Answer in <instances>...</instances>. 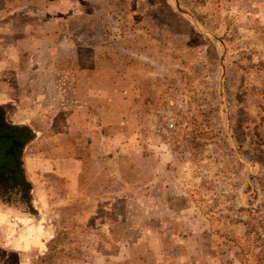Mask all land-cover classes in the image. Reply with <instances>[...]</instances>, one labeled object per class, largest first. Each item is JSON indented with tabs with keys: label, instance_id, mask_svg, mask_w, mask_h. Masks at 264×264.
Wrapping results in <instances>:
<instances>
[{
	"label": "rangeland",
	"instance_id": "obj_1",
	"mask_svg": "<svg viewBox=\"0 0 264 264\" xmlns=\"http://www.w3.org/2000/svg\"><path fill=\"white\" fill-rule=\"evenodd\" d=\"M35 60L77 110L34 117L0 264H264V0H0V78Z\"/></svg>",
	"mask_w": 264,
	"mask_h": 264
},
{
	"label": "crops",
	"instance_id": "obj_2",
	"mask_svg": "<svg viewBox=\"0 0 264 264\" xmlns=\"http://www.w3.org/2000/svg\"><path fill=\"white\" fill-rule=\"evenodd\" d=\"M41 27L38 28L37 33H39ZM45 28V27H44ZM43 29V28H42ZM33 29L30 27L26 28L24 30L25 34L32 33ZM59 31V32H57ZM59 34L61 33V30H57L55 28V31L53 34ZM56 36V35H54ZM31 37L29 38H21V43L23 45V50L24 51H29L28 50V45L30 44ZM40 39V38H38ZM26 40V41H25ZM37 41V39H36ZM61 40L59 41L58 47H62V44L60 43ZM34 49V52H39V50L36 48V45L32 46ZM56 47L55 43L54 46ZM31 49V48H30ZM32 49V50H33ZM10 55V54H9ZM37 53L35 54V56ZM28 56V55H27ZM53 56V54L51 55ZM14 57V55H13ZM54 57V56H53ZM26 59H29V56L26 57ZM13 62H16L15 60H12ZM83 60L80 57V54L78 57L75 58V63L77 67L86 69L87 71L90 69L88 67L84 68L83 65ZM38 60H35L34 63L31 61H26L25 63V68L22 66V69L20 68H13L12 70L15 71L16 73H11L8 69L7 72L3 73L5 74V77L0 78V107L4 110L5 112V119L8 118L11 122H13L15 125L13 126H27L31 131L35 132V126H34V117L36 116H41L45 119V122L47 120V115L48 119L52 117V114L57 115L62 113L64 110L65 111H72V110H77L76 106L73 107H66L64 106L63 100H62V90H63V85H62V72L61 70L59 72H56L53 74V85L49 86V97H47V93L45 92V87H42L40 82L38 81L39 78H35L34 75H38L40 71L44 70V66H40V63L38 64ZM20 66V64H17ZM43 69V70H42ZM45 71V70H44ZM10 72V73H9ZM45 73V72H44ZM29 75V78H28ZM46 75V74H44ZM1 76V75H0ZM31 76L33 77V80L31 79ZM37 77V76H36ZM31 80V81H30ZM18 84L17 87H12L13 84ZM32 83V87L30 85ZM39 84V86H35V84ZM74 83V84H73ZM73 83H70V90L72 92L75 91V88L77 86L78 81H74ZM29 88H39L42 89V91H39L35 93L34 95L29 94ZM28 89V90H27ZM31 90V89H30ZM24 91V92H23ZM23 92V93H22ZM54 92V110H50L47 107V102H50L51 94ZM75 99V94L73 95ZM58 99V100H57ZM36 102V103H35ZM57 102V103H56ZM38 104V105H36ZM36 107L34 108V106ZM80 105V104H76ZM89 105H83V112L86 114L89 113L88 110ZM51 115V117H50ZM7 122V121H6ZM48 122V121H47ZM8 123V122H7ZM9 124V123H8ZM40 130V128H39ZM33 141V140H32ZM30 225H33V222L29 220ZM19 242V241H18Z\"/></svg>",
	"mask_w": 264,
	"mask_h": 264
},
{
	"label": "trees",
	"instance_id": "obj_3",
	"mask_svg": "<svg viewBox=\"0 0 264 264\" xmlns=\"http://www.w3.org/2000/svg\"><path fill=\"white\" fill-rule=\"evenodd\" d=\"M34 138L35 134L27 126L8 124L0 107V195L16 196L28 203L30 185L25 179L21 155Z\"/></svg>",
	"mask_w": 264,
	"mask_h": 264
}]
</instances>
